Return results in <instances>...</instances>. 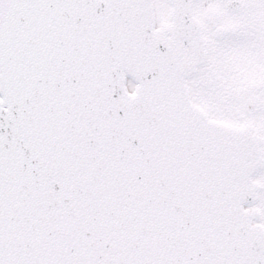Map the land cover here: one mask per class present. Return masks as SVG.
Instances as JSON below:
<instances>
[{"label": "snow or ice", "instance_id": "snow-or-ice-1", "mask_svg": "<svg viewBox=\"0 0 264 264\" xmlns=\"http://www.w3.org/2000/svg\"><path fill=\"white\" fill-rule=\"evenodd\" d=\"M0 264H264V0H0Z\"/></svg>", "mask_w": 264, "mask_h": 264}]
</instances>
